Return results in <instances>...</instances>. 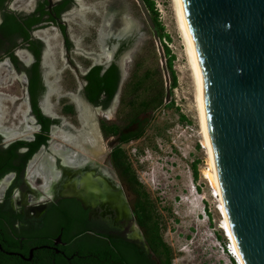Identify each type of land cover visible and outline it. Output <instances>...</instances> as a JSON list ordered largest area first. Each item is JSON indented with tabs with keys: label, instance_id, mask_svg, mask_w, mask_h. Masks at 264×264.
<instances>
[{
	"label": "flooded vegetation",
	"instance_id": "af4514ba",
	"mask_svg": "<svg viewBox=\"0 0 264 264\" xmlns=\"http://www.w3.org/2000/svg\"><path fill=\"white\" fill-rule=\"evenodd\" d=\"M2 7L19 31L0 32V250L31 263L41 248L53 264L70 262L82 255L63 237L84 230L98 243L124 239L143 250L147 264H160L121 170L155 105L122 77L121 57L138 38L136 29L117 38L129 23L137 26L129 4L5 0Z\"/></svg>",
	"mask_w": 264,
	"mask_h": 264
},
{
	"label": "rangeland",
	"instance_id": "374dc122",
	"mask_svg": "<svg viewBox=\"0 0 264 264\" xmlns=\"http://www.w3.org/2000/svg\"><path fill=\"white\" fill-rule=\"evenodd\" d=\"M80 1L81 7H88L104 0ZM123 1L129 4L143 35L124 61V84L139 87L141 97L160 102L150 110V122L142 137L126 149L128 163L141 191L154 206L172 264H231L222 250L224 240L217 226L221 219L213 208L204 177L209 170V158L200 127L196 83L175 0H150L155 5L159 25L155 30L161 40L154 38L136 1ZM71 26L73 32L80 29ZM159 49L166 67L171 61L172 69L166 73L168 87L176 82L169 103H165L167 83ZM194 164L197 180L193 179ZM123 180L128 198H137L126 178Z\"/></svg>",
	"mask_w": 264,
	"mask_h": 264
},
{
	"label": "water",
	"instance_id": "95a60500",
	"mask_svg": "<svg viewBox=\"0 0 264 264\" xmlns=\"http://www.w3.org/2000/svg\"><path fill=\"white\" fill-rule=\"evenodd\" d=\"M135 1L158 40L143 0ZM184 4L205 81L210 137L233 234L245 264H264V0ZM142 37L138 31L133 50L121 57L123 78L124 61ZM159 50L169 103L167 68ZM84 178L77 190L81 194L86 192Z\"/></svg>",
	"mask_w": 264,
	"mask_h": 264
},
{
	"label": "trees",
	"instance_id": "16d2710c",
	"mask_svg": "<svg viewBox=\"0 0 264 264\" xmlns=\"http://www.w3.org/2000/svg\"><path fill=\"white\" fill-rule=\"evenodd\" d=\"M5 0H0V12L2 13V4ZM146 8L149 13L152 15L151 19L158 29L157 13L155 11V5L150 0H143ZM3 14V25L0 28V32L9 37L14 32L19 31L17 26V19L14 15ZM161 40L159 35L158 37ZM171 61L166 67L169 71L171 68ZM175 80L170 84V91L175 88ZM154 102L160 104V102ZM154 109V108H153ZM146 110V109H145ZM121 170L123 177L126 178L128 184L132 187L134 193L138 195L137 199V220L138 225L144 229L147 243L155 255L156 259L160 264H172V256L169 247L163 242L160 235V224L157 216L154 214V206L150 201L149 197L141 191V185L138 183L133 171L131 170L130 164L124 154L122 157ZM193 179L197 180L198 172L197 165L192 166ZM62 225H70L71 228L76 226V222L66 224L63 221H59ZM70 228V229H71ZM84 230L78 231V234L71 236L68 234L63 237V241L69 244L73 243V250L78 251L82 257H76L68 262L65 259L59 258V261H56L57 264H147L150 262L149 258L145 256V253L140 248L135 246H129L124 239L119 240L118 242H113L111 245L107 243H98L90 240L89 242L84 241L88 236H85L83 233ZM72 242V243H71ZM12 243V242H11ZM17 247V243L14 244ZM35 246L39 247L40 243H35ZM28 247L22 251L21 255L24 258L28 257L29 254ZM12 252L8 247H3L2 251L0 250V264H53L51 263V258L47 255L45 249L38 248L37 251L33 253V259L31 263H28L25 259H21L19 256H12L8 253Z\"/></svg>",
	"mask_w": 264,
	"mask_h": 264
},
{
	"label": "bare ground",
	"instance_id": "6f19581e",
	"mask_svg": "<svg viewBox=\"0 0 264 264\" xmlns=\"http://www.w3.org/2000/svg\"><path fill=\"white\" fill-rule=\"evenodd\" d=\"M175 4L177 7V13H178V20H179V27L182 32V35L185 39V42L187 44V50L189 59L191 62V68L193 72V76L196 83L197 88V98H198V113L200 118V127L201 132L205 141L206 150L208 153L209 158V170L204 172V177L208 179L210 185L215 190L218 201H219V215L220 219L222 220V231H226L230 241H231V247L233 249V255L238 259L239 264H245L243 257L241 255V252L239 251L235 236L233 234V230L231 227L229 214L226 208L225 200L223 197V192L220 185V179L218 175V170L216 166V160H215V154L213 145L211 142L210 137V130L208 125V116H207V109H206V100H205V81L203 77V72L198 56L197 47L195 44L194 36L192 34L186 8L184 4V0H175ZM133 29H136L138 31V26H132L130 23L124 28V31H122L121 36L125 35L123 32H126L129 34ZM85 118H89L87 115H85Z\"/></svg>",
	"mask_w": 264,
	"mask_h": 264
},
{
	"label": "built area",
	"instance_id": "2783aa9c",
	"mask_svg": "<svg viewBox=\"0 0 264 264\" xmlns=\"http://www.w3.org/2000/svg\"><path fill=\"white\" fill-rule=\"evenodd\" d=\"M207 181V186H208V190H209V198L211 199L212 205L214 210H216L217 212H219V201H218V196L215 192V190L213 189V187L210 185L209 181L207 179H205ZM210 208V205H209ZM210 210V209H209ZM210 212V211H208ZM219 230H221L222 228V220L221 222L217 225ZM221 237L224 240L223 246H222V250L223 253L226 254L229 263L231 264H239L238 259L233 255V249L231 247V241L226 233V231H222Z\"/></svg>",
	"mask_w": 264,
	"mask_h": 264
}]
</instances>
